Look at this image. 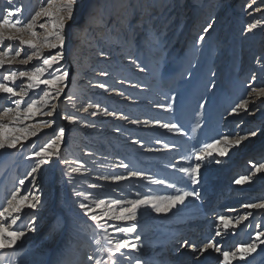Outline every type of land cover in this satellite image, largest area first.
<instances>
[{
    "label": "rangeland",
    "instance_id": "1",
    "mask_svg": "<svg viewBox=\"0 0 264 264\" xmlns=\"http://www.w3.org/2000/svg\"><path fill=\"white\" fill-rule=\"evenodd\" d=\"M46 5L47 0H11V3L0 0V18L8 9L22 8L19 16L12 19L19 18L26 23ZM189 19L193 24L186 26L184 23ZM44 20L39 17L35 25L40 38L44 32L39 24ZM174 24L177 26L171 29ZM208 24L213 27L205 34V40L199 42ZM252 24L256 27L245 31ZM65 32L62 63L69 72L66 87L59 98L50 101L57 104L54 116L36 118L54 120V125L24 142L23 149L0 150V205H5L19 187V180L31 170L33 162L26 157L53 138L59 128L65 129L60 158L38 173V191L33 194L42 197L44 206L39 210L25 208L21 213L22 222L25 225L34 222L36 230L28 231L19 246L0 249V264H95L88 257L105 258L96 251L95 243L100 240L106 246L105 233L83 215L79 208L83 198L75 193L90 194L91 200L85 202L95 207L93 201L99 199H127L137 192L148 195L174 192L166 185L150 184L141 178L120 183L100 179L127 175L128 171H140L191 191L194 186L187 175L172 165L188 167L193 162L188 156L192 146L199 148L225 134L258 133L255 137L249 136L238 149L231 150L221 163L205 162L200 183L195 186L200 198H188L185 205L167 215L141 208L138 233L143 247L141 252L132 255H142L148 264H194L210 251L206 264H220L223 251H234L238 244L251 243L255 232L264 231V210L243 207L264 201V173L252 175V165L264 163V97L249 95L252 87L264 88V1L77 0ZM22 35L25 40L32 38L30 34ZM8 43L5 41V49ZM11 43L13 53L20 49L18 41ZM54 51L43 49L44 55ZM30 54L25 47L17 59ZM179 56L184 59L182 71L173 80L162 79ZM41 63L34 58L27 65L16 62L5 65L0 69V82L7 71H31ZM140 67L146 70L140 71ZM26 83L25 79L18 78L12 86L19 90ZM101 83L106 87H99ZM43 91L42 86L35 92L30 91L24 99L30 102L43 95ZM69 95L74 98L72 102L67 99ZM242 100L248 101L247 111L229 115ZM89 104L99 107L85 113L83 108ZM169 104L170 111L166 110ZM22 106L26 107V103ZM5 107L14 105L0 94V112ZM104 109L116 115L105 116ZM92 111L98 115H90ZM64 115H74L79 120L69 123L61 118ZM131 120L141 123L132 124ZM153 121L178 124L185 134L168 132ZM0 123L9 126L13 122L5 117ZM88 123L94 127L86 126ZM133 141L147 144L146 149L156 150L160 157L169 156L172 151L175 158L170 164L165 161L161 164L156 158L138 159L129 153L133 151L130 147ZM181 157L186 159L181 161ZM120 163L128 164L129 168L118 167ZM80 164L84 165L83 174H74L69 182L66 172ZM244 175L251 177L250 182L233 183ZM93 184L99 187H89ZM26 189L31 191L30 181H26ZM209 194L214 198L205 209ZM33 212L38 220L34 221ZM247 213L252 215L227 231L217 224L219 216L234 222ZM208 216L212 217V225L207 222ZM194 224L197 225L185 228ZM112 231L107 228L108 233ZM217 231L221 233L219 237ZM119 236L124 238L123 234ZM204 237L208 238L199 243ZM215 238L225 239L228 244L236 241L221 253L214 249L203 254L198 251L209 240L217 244ZM185 241L196 251L193 247L180 248ZM232 264H264V245L246 261L235 259Z\"/></svg>",
    "mask_w": 264,
    "mask_h": 264
},
{
    "label": "snow or ice",
    "instance_id": "2",
    "mask_svg": "<svg viewBox=\"0 0 264 264\" xmlns=\"http://www.w3.org/2000/svg\"><path fill=\"white\" fill-rule=\"evenodd\" d=\"M9 3H11V0H9ZM76 3L77 0H59V2L47 0V5L42 6L26 23L19 18L12 19L14 16H19L22 8L15 10L8 9L7 14H4L0 18V69H4L5 65L10 66L13 62L27 65L34 58L42 62L40 66L35 67L31 71H7L2 76L3 82H0V94L7 97L14 107H5L0 112V120L8 117L13 122L9 126L0 123V150L23 149L25 146L24 142L32 137H37L45 128L54 125V120L36 118L54 116L57 104L50 103V101H55L59 98L66 87L69 72L62 63L66 43L65 29L68 22L73 18ZM39 17L45 18L44 22L39 24V28L44 32L42 38L38 37L35 31V25ZM212 27V24H208L203 28V34L199 36V42L205 40V34L209 33ZM255 27V24L249 25L245 31L250 32ZM22 34H30L32 38L25 40ZM5 41L9 42L6 49L4 48ZM14 41H18L21 47L13 53L11 42ZM25 47L31 51V54L27 55L24 59H17L21 56V50ZM45 48L55 50L54 54L44 55L43 49ZM145 70V68L140 67V71ZM102 75H107V73H102ZM18 78H23L27 81L26 85L20 87L19 90L12 86ZM252 79L254 81L255 76ZM42 86L44 90L43 95L31 99L30 102L25 101L24 98L29 96L30 91L35 92L41 89ZM99 87L105 88L106 86L101 83ZM212 87H215V84ZM252 94L264 97V88L252 87L249 95L251 96ZM67 99L69 102H72L74 98L72 95H69ZM24 103H26V107L22 106ZM200 106L204 107L203 104ZM73 107H75L74 103ZM98 107V105L89 104L83 108V111L88 113L89 109ZM171 107V104H169L166 110L170 111ZM247 109L248 101L242 100L231 109L229 115L238 114L239 110L247 111ZM90 115L97 116L98 113L97 111H92ZM103 115L115 116L116 113L104 109ZM61 118L69 123H77L79 120L74 115H64ZM120 118L128 119L126 116H121ZM26 121L33 122L26 123ZM130 122L132 124L141 123L139 120H131ZM143 123L148 124L149 121H143ZM152 123L166 129L168 132H175L180 135L185 134L178 124L160 121H153ZM86 126L94 127L91 123H88ZM257 134L256 131H251L247 136L239 134L229 136L225 134L219 138L212 139L211 142L203 143L199 148L192 146V150L188 156L193 158V162L189 163L188 167L172 165L174 169L187 175L191 185L194 186L191 191L182 190L177 185L167 183L161 179L145 176L140 171H128L127 175H112L110 177H100V179L118 183L133 177L141 178L146 179L150 184L166 185L168 188L173 189L174 192L168 195H148L137 192L134 197L127 199H99L93 201L95 207L91 203L85 202L91 200L90 194L85 195L76 192L75 195L77 197L83 198L79 203V208L83 215L92 221L97 229L105 233L103 240L106 242V246L101 244L100 240L95 241L97 245L96 251L101 253L105 258L89 256L88 260H94L95 264H123L124 261H127L128 264H148V261L142 255H132L133 253L141 252L143 247L142 237L138 233V220L141 208H150L157 215H167L179 206L185 205L188 198H200V192L196 190L195 186L200 183L201 169L205 162L215 161L217 164L221 163L224 158L229 156L231 150L238 149L242 142L249 139V136L255 137ZM64 143L65 129L61 127L53 138L40 146L38 150H33L26 157V159L33 162L31 170L27 172L24 178L19 180V187L11 193L6 204L0 205V249H12L19 246V242L26 238L28 231L36 230L34 222L26 225L22 222L21 213L25 208L39 210V208L44 206L42 197L33 194L38 191V173L43 170L44 166H48L55 159L60 158ZM133 143L141 142L133 141ZM141 146L143 145L141 144ZM152 150L148 149V151ZM185 159L186 157H181V161ZM62 162L68 163L67 161ZM117 166L124 169L129 168V165L126 163H120ZM83 168V164L70 168L66 172L68 181L72 182L74 174H83L81 171ZM256 173H264V163H254L252 165V175L255 176ZM250 180L251 177L244 175L234 179L233 183L243 185L250 182ZM26 181H30L31 191L26 189ZM89 187L96 188L99 185L93 184L89 185ZM243 207L264 210V201L244 204ZM249 215H252V213L239 216L234 222L230 218L219 216L217 217V224L218 226L222 225L227 231L229 228H235L241 221L247 220ZM32 216L34 221L38 220L35 212L32 213ZM109 221H113V223H109ZM107 228H112L113 231L108 233ZM119 234H123L124 238H120ZM220 235L221 233L217 231L216 236L219 237ZM262 237H264V231H257L254 233L251 243L238 244L234 251H223L222 253L221 248L209 240L198 251L203 254L209 249H214L217 253H221L223 259L220 261V264H232V260L235 259L246 261L247 257L257 252L260 245H264ZM185 247H193V251H196L195 247L189 245L188 241L180 244V248Z\"/></svg>",
    "mask_w": 264,
    "mask_h": 264
},
{
    "label": "bare ground",
    "instance_id": "3",
    "mask_svg": "<svg viewBox=\"0 0 264 264\" xmlns=\"http://www.w3.org/2000/svg\"><path fill=\"white\" fill-rule=\"evenodd\" d=\"M263 1L264 0H260V2H263ZM196 9H197V12H200L198 8H196ZM192 12L193 11H191V13ZM191 13L188 15V17L191 16ZM195 15H196V12H194L193 16H195ZM184 24H186V26H188L189 24L192 25L193 23H192V20L189 19V21L185 22ZM176 26H177V24L172 25L171 29H174V27H176ZM185 32H186V30H185ZM65 33L67 34V32H65ZM183 63H184V59H183L182 56H179V57L175 58V60L173 62L174 67L171 68L169 71L164 72L162 79H164L166 81H168L169 79H172L173 80L182 71V69H183ZM108 135H112V134L109 133ZM130 145H131L130 147L133 149V151L132 152H129V153L133 154L138 159L156 158L158 160V162H160L161 164L163 163V161H165V162H167V163L170 164V163L173 162L172 160L175 158L174 157V154L172 153V151H171V153H170L169 156L167 155L165 157H160L159 156V153L156 150L148 151V149H146L147 148V144H142L143 146H141V143H132ZM118 147L119 148H124V146H122V145H119ZM172 154H173V156H171ZM159 168L161 170L164 169V168H162V166L159 167ZM121 182H123V181H121ZM118 183H120V182H118ZM212 198H214V197L213 196H210V194H209V197H208V200H207V204H205V209H207L208 205H210L212 203V201H213V200H211ZM201 216H204V214L202 213ZM208 217L206 218L207 219V222H210V224L212 225V223H211V222H213L212 217H209V218ZM203 218H205V217H203ZM196 225L197 224L188 225V226L185 225V228L186 227H189V226L193 227V226H196ZM207 238L208 237H204V239L202 238L199 243H201V244L204 243ZM215 241H218V242H216L217 244L218 243H221L219 245V247L221 248V250H223V249H228L229 246H231L233 243H235L234 241H236V240L231 241L229 244L225 242V239H218L217 238V240H216V238H215ZM209 255H210V251L205 256L208 258ZM256 255H259V253H257ZM206 257L204 259H201V260L197 261L194 264H206L207 263V260H208Z\"/></svg>",
    "mask_w": 264,
    "mask_h": 264
}]
</instances>
